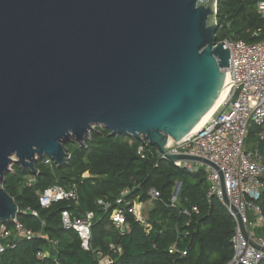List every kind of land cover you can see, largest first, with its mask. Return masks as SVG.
<instances>
[{
  "label": "water",
  "instance_id": "water-1",
  "mask_svg": "<svg viewBox=\"0 0 264 264\" xmlns=\"http://www.w3.org/2000/svg\"><path fill=\"white\" fill-rule=\"evenodd\" d=\"M217 3L0 0V223L20 213L1 185L12 163L33 173L45 156L65 164V143L84 145L95 125L172 162L216 167L168 143L189 134L224 87L230 50L218 40Z\"/></svg>",
  "mask_w": 264,
  "mask_h": 264
},
{
  "label": "trees",
  "instance_id": "trees-1",
  "mask_svg": "<svg viewBox=\"0 0 264 264\" xmlns=\"http://www.w3.org/2000/svg\"><path fill=\"white\" fill-rule=\"evenodd\" d=\"M258 1L218 0V40L232 38L249 43L264 40V17L257 11ZM256 31L258 36L253 35ZM257 130L252 127L248 137L256 141ZM141 144L135 137L112 135L102 126L90 133L84 145L77 141L65 143L70 154L65 164L58 165L45 156L36 162V173L15 166L5 177L4 188L19 206L20 223L42 232V236L31 239L16 236L14 222L5 223L13 232L11 240L16 246L0 252V264H99V252H109L110 244L123 248L122 252H110L113 264H227L234 255L236 221L222 201L209 195L205 168L190 171L179 167L162 157L151 144L145 146L142 154ZM261 152L264 155V142ZM33 174L36 179L28 185L26 178ZM178 182L181 183L178 200L173 205ZM54 184L67 189L75 187L78 199L42 207L39 193ZM151 187L158 189L161 197L150 211L149 226L137 221L129 211L130 206L124 204L130 231L122 232L110 218L121 191L130 189L128 201L137 198L147 201ZM100 199L112 203L111 208L106 211L98 203ZM258 203L264 213V188ZM66 209L76 215L94 213L90 250L82 246L75 230L63 226L62 212ZM173 244L187 254L172 253Z\"/></svg>",
  "mask_w": 264,
  "mask_h": 264
},
{
  "label": "built area",
  "instance_id": "built-area-1",
  "mask_svg": "<svg viewBox=\"0 0 264 264\" xmlns=\"http://www.w3.org/2000/svg\"><path fill=\"white\" fill-rule=\"evenodd\" d=\"M257 11L264 17V0L258 1ZM258 34L257 31L253 33L254 36ZM222 41L230 50L229 67L226 68L231 86L229 96L197 133L188 139L168 144V148L173 153L200 156L216 166L188 160L174 162L190 171L203 166L210 183L209 195L216 196L224 204L226 197L235 207L237 213L225 204L236 221L232 239L234 255L227 264H260L264 260V213L258 203L264 188V155L261 152V143L264 142V40L249 43L226 38ZM252 127L258 129L257 140L247 147V137ZM141 141L139 152L143 154L149 143L143 139ZM30 176L33 179H28V185L36 179L34 174ZM180 186L181 183L178 182L172 197L173 205L177 203ZM129 194V188L121 191L116 199L117 206L110 213L112 222L122 232L130 231L124 204L130 206L129 211L137 221L149 226L143 214L144 204L148 201L153 203L161 197L160 191L155 187L148 190L147 201L139 198L128 201ZM77 199L75 187L67 189L58 184L39 193V202L45 208L60 200ZM98 203L106 211L112 206V203L102 199ZM194 211H198L197 207H194ZM251 213L255 215V219H252ZM33 214L37 215V212L33 211ZM94 220L95 215L91 211L77 215L68 209L62 212L63 226L75 230L82 240V246L87 250L91 249ZM240 221L244 224L247 235L242 231ZM13 222L16 236L29 239L42 236V232L24 227L18 218ZM259 228L263 234L259 232ZM12 234L5 224L0 223V252L16 246L15 241L11 240ZM51 242L56 244V241ZM111 251L122 252L123 248L110 244L109 252H99V264L114 263ZM170 251L183 256L187 254L184 250L180 251L176 244L171 246ZM43 255L44 252L41 251L39 257L42 258Z\"/></svg>",
  "mask_w": 264,
  "mask_h": 264
},
{
  "label": "bare ground",
  "instance_id": "bare-ground-1",
  "mask_svg": "<svg viewBox=\"0 0 264 264\" xmlns=\"http://www.w3.org/2000/svg\"><path fill=\"white\" fill-rule=\"evenodd\" d=\"M226 79H225V83H224V87L222 89V92L220 94V96L218 97V99L214 102L210 112L202 119V121L195 127L192 129V131L187 134L184 138L176 141L173 140L172 138H170L169 143L171 144L173 142H180L182 140L188 139L189 137L193 136L195 133H197L206 123L207 121L210 119V117L217 111V109L220 107V105L227 99V97L230 94L231 91V86H230V77H229V72L226 69Z\"/></svg>",
  "mask_w": 264,
  "mask_h": 264
},
{
  "label": "rangeland",
  "instance_id": "rangeland-1",
  "mask_svg": "<svg viewBox=\"0 0 264 264\" xmlns=\"http://www.w3.org/2000/svg\"><path fill=\"white\" fill-rule=\"evenodd\" d=\"M102 126H104V125H95L94 126V129L95 128H99V127H102ZM93 129V130H94ZM92 130V131H93ZM91 131V132H92ZM90 136V134H88L87 135V138ZM255 138H252V137H247V147H250L251 145H252V143L253 142H255V140H254ZM13 159L14 160H17L18 158L16 157V156H13ZM39 160V159H38ZM48 164H51V163H48ZM17 165H19V166H21L18 162H16V161H14L13 163H12V165H11V170L9 171V172H12L13 170H14V168H15V166H17ZM22 167V166H21ZM203 167V166H202ZM23 168H25V167H23ZM28 168V167H27ZM30 178H32L30 175L29 176H27V178H26V180L28 181V179H30ZM33 179V178H32ZM1 185H4V183H1ZM151 203H152V201H150ZM153 204V203H152ZM3 224V223H2Z\"/></svg>",
  "mask_w": 264,
  "mask_h": 264
},
{
  "label": "crops",
  "instance_id": "crops-1",
  "mask_svg": "<svg viewBox=\"0 0 264 264\" xmlns=\"http://www.w3.org/2000/svg\"><path fill=\"white\" fill-rule=\"evenodd\" d=\"M153 207H154V202L152 204L151 202L148 201L144 204L143 214L147 218V220L149 219V214H150V211L152 210ZM251 217H252V219H255V215H253V213H251ZM259 232L261 234H263V231L260 228H259Z\"/></svg>",
  "mask_w": 264,
  "mask_h": 264
}]
</instances>
